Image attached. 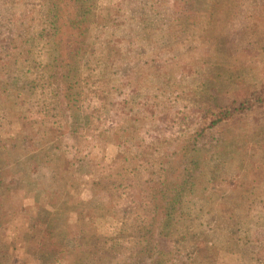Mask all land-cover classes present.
<instances>
[{
  "label": "rangeland",
  "instance_id": "374dc122",
  "mask_svg": "<svg viewBox=\"0 0 264 264\" xmlns=\"http://www.w3.org/2000/svg\"><path fill=\"white\" fill-rule=\"evenodd\" d=\"M100 1L90 2L99 12L103 3H107L105 8L111 14L119 8L114 21L111 15L100 16L96 21L101 24H95L90 51L84 58L85 67L95 68L104 76L96 78L98 83H94V78L84 84L88 90L86 96L97 98L93 100L98 103L105 99L102 117L96 116L93 103L82 97L62 100L54 109L25 107L26 126L33 128L34 134H27L25 129L18 133L28 143L35 138L36 146L41 144L45 149L39 152L32 143L28 150H10L0 144V166L10 169L7 172L0 169V211L6 215L0 224L3 242L0 245L10 244L11 264H33L24 256L30 252L24 251V247L29 246L34 254L48 248L55 256L64 258L76 247L74 242L81 238V232L90 230L101 240L117 241L126 236L130 241L131 232H121L119 227L134 225L138 216V223L151 217L149 207L134 206L132 211L128 210L127 197L118 187L116 177L106 176L98 161L87 157L79 162L71 158L76 155L75 150L66 153L70 148L67 138L74 146L76 135L90 133L93 125H103V129L119 133L131 130L125 139H119L116 152L125 165L141 169L152 162L160 165L176 159L183 151V144L192 138L182 139V133L195 134L206 128L207 142L214 135L224 138L232 135L234 138L228 142L235 144L227 147V160L217 158L216 152L207 149L209 145L200 149L197 156L208 175L214 173L219 179L231 180L229 191L251 196L245 191V184L253 181L255 174L261 178L257 179L261 183L252 189V198H244L243 203H226L227 207L252 206L254 212L247 218L238 217L235 212L225 216L222 212L225 204L217 202L211 184L196 188L193 196L183 203L191 206L189 219L179 216L171 228V243L164 248L162 259L167 253L162 264H208L206 260L214 264L220 249L228 242L233 247L238 244L245 228L254 240L248 248L264 264V242L259 241L264 232V174L249 157L241 162L234 146L247 149L253 156L256 146L264 144V115L256 112L258 105L244 112L233 114L232 111L236 107L232 100L236 98L239 104L244 97L255 95L264 87V0ZM22 3L18 0L17 8L9 4L0 7V106L3 99L7 100L4 93L26 97L33 95L40 84L54 85L53 66L44 61L39 32L41 18L23 10ZM139 33L146 35L143 43L136 40ZM151 38L158 41L156 50ZM108 57L111 59L106 60ZM107 93L110 96L106 98ZM171 98V105H167ZM154 100L159 103L157 115L151 109ZM222 104L232 111V117L212 127ZM10 105L12 109H23L15 102ZM249 143H254L255 148ZM191 148L194 149L192 145ZM260 150L262 156L264 149ZM150 151L153 154L149 156ZM216 165L221 169L215 171ZM76 172H92L99 176L98 180L103 178L95 189H90L93 195L89 210L93 216H87L86 222L91 229L83 227L85 224L78 215L67 226L68 232H74L73 237L51 242L53 233L49 230L41 237L45 239L43 243L37 233H43L42 225H48L51 217L46 206L42 207L43 195L59 176L70 177ZM156 180L150 185L162 188ZM25 210L27 215L31 214L30 220ZM231 237L234 240L230 241Z\"/></svg>",
  "mask_w": 264,
  "mask_h": 264
},
{
  "label": "trees",
  "instance_id": "16d2710c",
  "mask_svg": "<svg viewBox=\"0 0 264 264\" xmlns=\"http://www.w3.org/2000/svg\"><path fill=\"white\" fill-rule=\"evenodd\" d=\"M17 1L0 0V7L9 4L17 8ZM22 1L21 8H24L23 10L29 14H37L41 18L42 26L39 28V32L43 41L44 61L47 65L53 66L54 85L52 83L40 84L33 95L26 97L21 94L12 97L4 93L3 96H7V100L3 99L2 102L4 104L0 106V144H3V146L7 145L9 147L7 149L10 150H28L27 148L32 143L36 146L35 138L28 143L25 142V136L18 133L22 129H25L27 134H34V129L26 126L28 114L24 109L25 107L27 109L34 108V110L39 107L54 109L62 100L82 97L85 101L93 103L95 115L102 117V112L105 110V99L101 98V101L98 103V101L95 102L93 100L97 98L86 96L88 90L84 84L87 85L86 82L90 83L92 79H96L98 76H104L98 74L95 68L85 67L84 58L90 51L88 49L91 46V39L97 27L95 24L100 23L96 22L97 20L99 21L100 16L111 15L113 21L119 16V8L115 10V13L113 12L114 14H111L110 9L105 8L104 4L107 3H103V9L102 6H99L101 9L99 12L94 4L90 3L91 0ZM110 32L111 30H109ZM145 39L146 35L143 36L141 33L136 38L139 43H143ZM151 41L155 46L154 50H156L158 48L156 46H159L158 41L152 38ZM108 59L110 60L111 58L108 57L106 60ZM106 69H109V66ZM103 72L108 75L106 71ZM98 82L99 79H96L94 83ZM109 96L108 93L105 95L106 98ZM235 100H232L236 103V107L232 109L233 114L239 111L244 112L258 105L260 108L256 112L263 113L264 115V87L256 92L255 95L244 97L239 104L236 98ZM172 101L173 99L171 98L169 102H166L167 105H171ZM13 102L23 107V109H12L10 104ZM158 105L159 103L155 101L151 107L155 115H157V109H159ZM221 107L220 113H217L214 120H212V127L216 126L223 119L232 117V111L229 108L223 107V104ZM165 115H168V113L165 112ZM130 131L112 132L110 128L104 127L103 129V125H93L90 133L76 135V145L72 146V141L67 138L66 144L70 148L66 149V153L68 154V152L75 150L74 154L76 155L73 154L74 156H71V158L73 159L74 157L79 162L87 157L93 162L95 160L98 161L101 165L100 169L103 173H107L106 176L113 175L116 177L118 187L122 190L125 198L127 197L128 202L125 204L128 210L132 211L134 206H138V209L149 207L148 212L152 213L151 217L149 216L146 219L147 222L138 223L140 218L138 216L134 225L129 227L121 225L119 227L122 230L121 232H131L129 236L130 241L126 236L121 237L117 241L114 239L109 240L108 238L101 240L95 234L90 233L91 230L87 233L81 232V238L74 242L76 247L72 251L70 250L64 258L55 256L54 252L49 251L48 248L34 254L31 246L28 249L24 247V251H30L28 252L29 254H24L25 257H28L29 262L33 264H162L163 260L166 259L167 253L165 252L162 259L163 252L171 243L169 239L173 232L171 228L175 227L179 221V216L189 219V209L191 206L189 208L186 203L185 206L183 203L193 196L196 188L204 187L208 183L213 186V190L215 189L214 195L218 199L217 202L222 205L225 204V206H222V212L225 216H232V214L238 213V217L247 218L251 215V212H254L252 206L227 207L226 203H243L244 198H252L254 196L252 189L261 183L257 181V179L261 180V178L255 174L253 181L245 184L246 187L244 189L251 196L249 194L235 193L228 190L231 180L219 179L214 173L208 175L209 172L206 166H204L202 159L198 157L200 156V149L207 148L206 145H209L210 148L207 149L216 152L218 154L217 158L221 161H223L222 159L227 160L229 151L227 152L226 149L229 145L235 144L228 142V139L234 138L231 137L232 135L228 138L214 135L211 136V142H207L204 140L205 136H209L206 128H203L202 131L198 130L195 134L188 135L182 133V139H187L186 137L192 138L183 144V151L177 155L176 159L171 158L160 165L152 162L151 164L149 163V166L141 169L125 165L116 152L119 139H125L127 135L131 134ZM8 138L10 140H7ZM145 140L139 142V144H142ZM191 145L194 149L191 148ZM248 145L252 148L256 146L254 143H249ZM234 146L238 149L235 153L241 158V162H245L243 161L244 158L247 159L249 157L250 162L254 166L259 164L258 167L262 168V173L264 174V154L261 156L262 152L260 150L264 149V144L256 146L258 149L253 156H251V153L247 149L239 145ZM36 149L42 152L45 147L38 144ZM87 149L89 150L87 151ZM182 153L183 156L181 157ZM152 154L153 151H150L148 155ZM0 169L2 170L1 172L10 171V169H5L3 166H0ZM219 169L221 167H217L216 165L215 171ZM147 173H150L151 176H148ZM242 173L245 174V172ZM96 176L97 174L92 172L84 174L76 172L70 177L59 176L58 179L52 182L49 189L43 195L44 202L42 205V207L46 206L47 210L51 213V217L47 223L48 225H42L44 226L43 233H37L39 239L43 234L49 233V230H52L53 233L51 242L63 237H67L64 239H70L74 236V232L72 230L68 232L67 226H71L69 224L70 220L78 215L85 224L83 227L91 229L88 227L89 222H86L88 221L87 216H93V212L89 210L90 199L93 195H90V189H95L103 179L98 180L99 176ZM155 180L161 184L162 188L159 189L155 185L153 187L150 185ZM256 201L255 199L252 204ZM24 213L27 219L30 220L32 218L31 214H26V210ZM3 214L0 211V224L6 218V215ZM84 215L85 217H83ZM116 228H118V225ZM247 229L241 230L242 235L240 240L237 241L238 244L234 247L228 242L223 249H220V254L216 255L214 264L262 263L259 258L253 257L251 248H248V246H251L250 242L254 240L252 239V234ZM259 235H261L260 232ZM256 239L258 240V236ZM232 240H234V237H231L230 241ZM39 241H43L44 243V237ZM259 241L264 242V232L263 236H260ZM0 243L3 242L0 241ZM10 251V244L0 245V264L13 263V258L9 256ZM206 262L210 264L208 260Z\"/></svg>",
  "mask_w": 264,
  "mask_h": 264
}]
</instances>
